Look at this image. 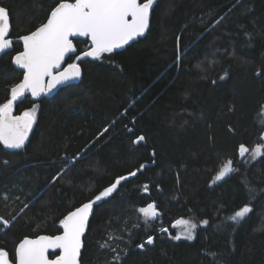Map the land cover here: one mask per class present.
Wrapping results in <instances>:
<instances>
[{"label": "trees", "instance_id": "1", "mask_svg": "<svg viewBox=\"0 0 264 264\" xmlns=\"http://www.w3.org/2000/svg\"><path fill=\"white\" fill-rule=\"evenodd\" d=\"M59 2L0 0L11 37L35 31ZM85 41L75 42L78 52ZM20 51L17 41L0 60V105L23 79L13 66ZM72 62L80 83L19 103L20 114L38 105L24 148L0 144V217L10 221L0 248L13 259L24 238L61 234L70 211L136 171L95 204L80 264H110L117 254L121 264H264V156L243 163L237 154L264 128V0H157L144 38ZM228 159L236 171L213 184ZM149 203L160 217L145 224L137 209ZM246 204V221L227 219ZM179 219L197 223L194 240L171 239ZM149 236L154 243L138 248Z\"/></svg>", "mask_w": 264, "mask_h": 264}, {"label": "snow or ice", "instance_id": "2", "mask_svg": "<svg viewBox=\"0 0 264 264\" xmlns=\"http://www.w3.org/2000/svg\"><path fill=\"white\" fill-rule=\"evenodd\" d=\"M155 0H60L50 11L46 22L42 23L35 31L20 37L23 41V51L13 57V64L23 69V79L10 88V99L0 105V144L9 149H23L32 126L36 121L38 105L31 110L24 111L21 115H13L14 105L18 100L30 93L34 98L47 95L58 85H66L81 77V65L78 62L66 63L68 60L82 61L85 58L100 60L105 54H113L123 48L130 41L142 37L149 28L150 14ZM222 19V18H221ZM219 23V21H216ZM11 21L6 8L0 7V53L6 54L13 47L10 36ZM87 38L90 46L78 52L76 43L78 38ZM85 41V43H87ZM74 54V55H73ZM227 75V74H225ZM259 76L260 73L257 72ZM225 77H221L224 79ZM215 83V81H213ZM105 128L103 132H107ZM131 131V129H129ZM101 132V135H103ZM144 136H139L134 143L140 144ZM237 154L241 162L249 163L264 156V128L259 137V142L253 149L245 144H240ZM246 154L248 158L245 159ZM75 161L72 160L71 163ZM143 167V166H141ZM66 170V169H65ZM236 171L233 160L224 161L213 179V184L225 180ZM63 174L62 172L60 173ZM137 175L136 171L127 176L118 177L114 183L104 188L94 199L84 203L81 207L70 211L60 221L63 234L56 236L41 235L36 239H23L15 248L14 258H9V253L0 248V264H80L82 237L88 227L89 217L93 214V206L97 202L111 197L124 180ZM59 179L54 176L52 182ZM145 192L148 185L143 186ZM254 189H250L253 192ZM8 199L7 195L4 197ZM20 199V197H16ZM29 205L24 204L21 212ZM137 211L144 217L145 224L156 220L160 216L155 203L140 207ZM252 212L250 204L236 210L227 219L235 225L246 221ZM207 225L208 221L200 222ZM10 221L0 217V227H9ZM138 226V225H137ZM175 226H183L181 233L171 236V239L180 241L195 239L197 223L187 219H179ZM258 230H260L258 228ZM167 232L168 229H163ZM109 240L113 239L110 235ZM117 239H122L117 237ZM154 237L149 236L145 243L137 245L143 250L145 244L152 245ZM101 248H116L107 242ZM56 254L54 259L49 258L50 250ZM127 255V253H124ZM110 264H121L119 254L113 257Z\"/></svg>", "mask_w": 264, "mask_h": 264}, {"label": "water", "instance_id": "3", "mask_svg": "<svg viewBox=\"0 0 264 264\" xmlns=\"http://www.w3.org/2000/svg\"><path fill=\"white\" fill-rule=\"evenodd\" d=\"M156 4H157V0H155V2H154V4H153V8H152V11H151V14H150V20H149V28H148V30L146 31V33L144 34V36H142V37H137L136 39L130 41V42H129L127 45H125L123 48L116 50V52H119V51H123V50H125L128 46H130V45H132L133 43L137 42L140 38H144V37L148 34V32H149V30H150V27H151L152 13H153V10H154ZM0 7H2V6L0 5ZM10 21H11V19H10ZM11 34H12V26H11L10 36H11ZM11 38H12V37H11ZM12 40H13V44H14L16 41L20 42L21 45H22V51H23V41H22L21 39L16 40V39H14V38H12ZM79 40H87V38L81 37V38H78V41H79ZM76 41H77V40H74V43H75ZM89 46H90V41H89ZM12 50H13V47H12L10 50H7L6 53H7V52H10V51H12ZM17 54H18V53H17ZM3 55H4L3 53H0V60H1V58L3 57ZM73 55H74V54H73ZM86 59L91 60L90 58H85L84 60H86ZM92 61H95V60H92ZM66 63H68V59H67V58H66ZM13 66H14V68H15L16 70L21 71V72L23 73V69H19V68H18L17 66H15L14 64H13ZM81 73H82V74H81V77H80L78 80H75V81H73V82H69V83L66 84V85H58L57 88L53 89L50 93H48L47 95H42V96L39 97V98H34V97H32V96L30 95V93H25V96L22 97L20 100H18V101L16 102V104L14 105L13 115L16 114L17 106L19 105V103H20L21 101H23L27 95L30 96L32 102H34V103L40 102V101H42L46 96H54L58 91H60V90L63 89V88L68 87V86H71V85H74V84H78V83H80L81 80H82V78H83V71H82V68H81ZM33 127H34V124H33V126H32V130H33ZM32 130L30 131V133H29V135H28V139H29V137H30V135H31V133H32ZM28 139H27V141H28ZM27 141L25 142V144L27 143ZM227 178H228V177H226L225 179H227ZM223 181H224V180H223ZM81 206H82V205H81ZM81 206H80V207H81ZM73 211H74V210H73ZM94 212H95V205L93 206V214L89 217L88 227H87V229H86V231H85V233H84V236L82 237V240L84 239V237H85V235H86V233H87V231H88L89 224H90V221H91L92 218H93ZM61 229H62V232H61V234H59V235H62V234H63V227H62V226H61ZM38 237H39V236H38ZM38 237H35V238L27 237V238H29V239H36V238H38ZM24 239H25V238H24ZM83 246H84V244H83ZM59 251H60V250H58V249H57L55 252H52V251L50 250V252H49V258H50V259H54L55 257H54V258H51V255H56V254L59 253ZM82 251H83V248L81 249V255H82ZM81 255H80V259H81ZM9 258H10V255H9ZM10 259H11V258H10Z\"/></svg>", "mask_w": 264, "mask_h": 264}, {"label": "rangeland", "instance_id": "4", "mask_svg": "<svg viewBox=\"0 0 264 264\" xmlns=\"http://www.w3.org/2000/svg\"><path fill=\"white\" fill-rule=\"evenodd\" d=\"M150 221H153V220H150ZM175 224H176V222L172 225V227L176 229L177 234L181 233V231L183 230V226H175L174 227Z\"/></svg>", "mask_w": 264, "mask_h": 264}, {"label": "flooded vegetation", "instance_id": "5", "mask_svg": "<svg viewBox=\"0 0 264 264\" xmlns=\"http://www.w3.org/2000/svg\"><path fill=\"white\" fill-rule=\"evenodd\" d=\"M17 42V41H16ZM14 45V44H13ZM21 52V51H20ZM69 61V60H68ZM28 96V95H27ZM22 114V113H21ZM19 112H18V106H17V110H16V114L15 115H21ZM26 145V144H25Z\"/></svg>", "mask_w": 264, "mask_h": 264}]
</instances>
